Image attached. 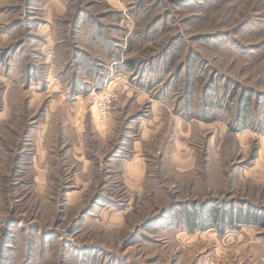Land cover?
<instances>
[{"label":"rangeland","instance_id":"1","mask_svg":"<svg viewBox=\"0 0 264 264\" xmlns=\"http://www.w3.org/2000/svg\"><path fill=\"white\" fill-rule=\"evenodd\" d=\"M262 219L264 0H0V264H264Z\"/></svg>","mask_w":264,"mask_h":264},{"label":"built area","instance_id":"2","mask_svg":"<svg viewBox=\"0 0 264 264\" xmlns=\"http://www.w3.org/2000/svg\"><path fill=\"white\" fill-rule=\"evenodd\" d=\"M118 96V93L113 90L109 89L108 91L105 92V95L102 96L101 99V104H102V112L104 115H106L109 111L110 104L112 100Z\"/></svg>","mask_w":264,"mask_h":264},{"label":"trees","instance_id":"3","mask_svg":"<svg viewBox=\"0 0 264 264\" xmlns=\"http://www.w3.org/2000/svg\"><path fill=\"white\" fill-rule=\"evenodd\" d=\"M216 215V213H214V216ZM259 219V218H257ZM237 220L239 222H243V223H246L248 221V215H243L242 217H238ZM259 221V223H261L262 225H264V219H262L261 221L260 220H257V222Z\"/></svg>","mask_w":264,"mask_h":264}]
</instances>
